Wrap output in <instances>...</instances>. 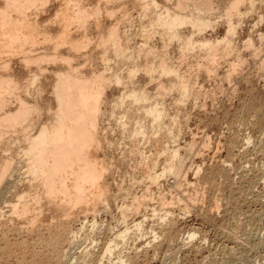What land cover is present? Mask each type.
<instances>
[{
  "label": "bare ground",
  "instance_id": "1",
  "mask_svg": "<svg viewBox=\"0 0 264 264\" xmlns=\"http://www.w3.org/2000/svg\"><path fill=\"white\" fill-rule=\"evenodd\" d=\"M263 3L0 0V258H15L18 264H106L107 260L139 264L164 241L177 242L181 233L173 208L181 201L174 206L180 195L175 197L173 190L196 185L186 184L187 176L178 181L185 162L179 142L184 122H190L184 107L187 103L197 107L204 92L208 97L207 90L198 91L203 85L197 90L201 76L220 81L225 64L229 69L222 80L230 83L243 70L248 63L243 50L253 51L256 45L253 36L242 46L239 40L247 20ZM258 36L264 43V34ZM189 59L197 65L183 71L181 64ZM250 92L254 96V89ZM244 109L250 118H264L262 103L249 100ZM240 117L228 125L231 132L238 125L242 128L245 118ZM115 131L119 141L112 140ZM233 138L237 143V133ZM244 138L248 144L253 141L251 135ZM114 148L131 163L128 185L111 179L115 161L104 155ZM201 172L197 168L196 175ZM211 177L205 183L209 187L200 193L204 202H212L211 210L219 212V191L216 195L212 189L220 176ZM165 184L171 191L163 189ZM141 186L138 196L135 190ZM195 189L197 196L203 190ZM168 194L171 209H165ZM195 196L190 193L192 201L199 200ZM114 205L119 214L114 216L119 223L115 224L125 226L119 232L113 221L98 220L102 211L112 213ZM186 205L182 207L188 215L191 209ZM149 208L153 222L159 221V231L153 225L149 230L153 240L145 243L148 247L137 248V241L132 252L124 253L132 241L147 238ZM142 213L144 219L130 226ZM196 236L190 232L188 239L194 241ZM83 241L92 247L72 254Z\"/></svg>",
  "mask_w": 264,
  "mask_h": 264
},
{
  "label": "rangeland",
  "instance_id": "2",
  "mask_svg": "<svg viewBox=\"0 0 264 264\" xmlns=\"http://www.w3.org/2000/svg\"><path fill=\"white\" fill-rule=\"evenodd\" d=\"M257 11L258 12L255 13L252 16V18L247 20V23H246L247 27L246 25H244L245 29L243 28L244 29L243 32L244 31L245 32L242 33V38L239 40L241 41L239 42V45L242 46L243 42L249 36H253L255 45H256V47L254 48L258 49V53L255 55L257 50H255L254 48H253V51L243 50L244 59H246L248 63L244 66L242 70L243 72L242 71L239 72L240 75L237 74L236 75L237 77L235 76L234 78H232V80L230 81L232 85H230L229 81L224 82L223 81L224 79L222 80V78H224L225 74L227 73V70L225 69L227 68L229 69V67L226 66L225 64L222 65V68L219 71V77L221 78V79L219 78L220 81H218V79L216 80L211 79L213 81L215 80L213 82L209 80L206 77V75L201 76L198 80L200 84L198 85L199 88L197 87V90L200 89V87L203 85L202 89L198 91L207 90L206 92L209 93V94L207 93L208 97L205 95L206 93L204 92V95H201V100L197 104V107L195 106L194 108V105L190 103H187L188 104L187 107H184L185 111H187V113L190 116V120H189L190 122H188V124L184 122V131H183V134L179 142V147L181 148V154L185 162L183 165L184 171L182 172L180 176L181 179H179L178 181L179 183L182 182L184 179V178L182 179V176L183 177L187 176V179L185 178L187 180L186 181L187 183L185 181L184 183L190 184V185L196 184L198 185V187H196L195 185L193 188V187H187V185H185L183 188H179L182 190V192L176 188L177 186L175 187L177 189L176 191L173 190V192H175L174 194L175 197H177V195H180V196H178L179 199H177V201H175L174 199L175 202L174 201L172 202H174V206L177 204V202L178 203L180 201L183 203L185 202L184 204L180 202V204L182 205L177 204V205H180L181 207L180 206L176 207L177 206L176 205L175 208H173L172 207L173 204L172 205L170 204V201H171L170 198H172V195L171 197H170V194L167 195L166 201L169 204H167V207L165 209H171V208L174 209L175 214H176V219L178 221L177 229L178 231L180 230L181 234H178L179 236L177 238V242L172 244L167 241H164V243L161 245V247L157 249V251L149 247V250L151 249L150 253L146 256L144 260H141L139 264H166V263L169 264L170 262L171 263L174 262V260L177 258H178L177 262L176 263L174 262L173 264H264V166H263L264 165V121H261L264 118H262L261 116L250 118V116L244 113L245 102L249 100L256 101L257 103H262L264 105V67L263 65L262 66L260 65L261 64L260 62L264 60V43H262L258 38L259 34L261 33L264 34V24L263 22L260 23L259 21L260 16L261 18H263L262 21H264V3L263 5L258 6ZM50 17L51 16H49V18ZM254 22H257V23H254ZM255 24L257 28L252 27V26H255ZM249 27L254 28L253 33L249 31L248 29ZM259 46L261 50H259L260 49ZM174 54L175 56H178L179 51L175 49ZM252 54L255 55L257 58L253 56ZM252 56L256 58V60ZM232 59H235V58H232ZM190 60L191 59L188 60L189 63L188 62L184 63L183 64L184 66H182L181 64L183 71L188 69V67H194V65L195 66L197 65L195 64L196 61H192V60L190 61ZM262 69L263 71H261ZM242 73H244L245 75ZM257 73L258 75H256ZM242 75L244 76V78ZM247 80L249 81L251 80L249 84L247 83ZM143 82L145 81L143 80ZM219 88H223V89L219 92L218 91ZM250 89L251 90L254 89V96L252 97L249 95L251 93ZM216 90L217 92L214 93V91ZM212 93L213 95L211 96ZM214 94L216 96H214ZM204 96H206V99L204 98ZM213 99L215 100L213 101ZM202 108L205 110H203ZM240 116H242V118L243 117L245 118V122L242 124V126L240 125L242 128H240L238 125V127L234 128L231 132L229 126H230L232 119L236 117L237 119L241 118ZM258 120L261 121V124H258V122H260ZM251 122H252V126H249ZM253 124L254 125L258 124V125L253 127ZM247 125L249 127H247ZM236 133L238 135V138L236 139L237 143L234 142L233 140L234 139L233 137ZM247 134L251 135L253 141L250 143L253 144V146L250 143L248 144V141L245 142L246 139L244 137H246ZM205 136H206V139H205ZM208 136L210 140H208L209 139ZM111 137H112V140L119 141L120 136H119V133L117 134V132L115 131V134H113V136L111 134ZM261 138L262 140H260ZM207 140L210 142L208 143ZM204 141H205L204 145L206 147L203 145ZM233 142L236 147L233 146ZM193 143L194 144L196 143L195 146ZM191 145L196 147L195 150H191V149H194V147ZM228 145H230L231 147ZM259 145L260 147H258ZM245 146H248V147L246 148ZM253 147L256 149H254ZM202 148H205V150ZM240 149L242 152H240ZM229 153H230V156H229ZM191 155H193V157ZM104 156L107 159H110L111 161H115L114 163L116 165V169L111 178L113 182L121 183L122 180H125L126 185H128L129 181L127 179L130 178L129 173L132 172V167H131V163L129 162V160L123 161L122 158L120 157V152L118 151L117 148L107 149ZM190 157L192 159H189ZM228 157L230 158L228 159ZM188 159L189 161H187ZM189 167L190 169L191 168L192 169L191 170L189 169L187 171ZM199 167L201 168L202 172L200 176L198 177L196 175V170ZM185 171L187 173H185L186 175H183ZM214 173H217L221 177L217 179L216 185L212 189V193L216 195H217V192L219 191L217 195L221 198V199L218 198L220 200L218 201V203L220 202L219 204L221 206L219 212H217V210L215 209H213L214 211L211 210L212 202L209 199L205 200L204 202L203 198L201 197L202 191H204L207 187H209V185L206 186L205 183H208L207 180L212 178L211 175H213ZM195 175L197 176V178H195L196 177ZM171 182H173V180ZM166 185L167 184H165V187L163 189L169 190V188ZM203 187L205 189H203ZM195 188L198 189L197 191H199L200 188L203 189L199 191V193L200 192L201 193L198 194V196H197L198 192L194 193V191L196 190ZM218 188L220 189L218 190ZM114 190H115V187H114ZM142 190H143V186H141V188L139 187L136 188L135 191L138 194V196H140L141 194L140 192H142ZM156 190H157L156 187L153 188V192L154 191L156 192ZM184 192L186 193L188 192L187 196L185 195L186 193L184 194ZM190 193L193 196H195L194 194H196L195 198H198L199 200L192 201L191 199L192 196L190 197ZM183 194L185 196H182ZM228 197L233 198L231 203L227 199ZM188 198H189V201L187 200ZM190 201H192V203H195V204L191 205V203H189ZM185 204L187 205L189 204L190 206V207L188 206V208L191 209L188 214L189 216L187 215V213H184L183 207L185 206ZM152 205L157 206V207L160 206V204H156V203H152ZM168 205L169 206L171 205V207L168 208L169 207ZM112 209H113L112 213H106V212L103 213L102 211L98 219L99 222L103 220L102 222L111 223L113 221L111 224L115 226L116 225L115 223H118L117 221H115V217H117L119 214L115 213L117 212L115 205L112 206ZM143 214L145 213L140 214L135 219H133V221L131 220V223H129V225L132 226L133 223H135V221L136 222H139L140 220L142 221L144 217L141 215ZM146 214L147 216H149V218H152V220L150 219L149 222H147V225L145 226L146 231H148V234L146 235L147 238H145V240H143L144 239L143 238L142 240L132 241L131 246H128L127 250L123 251L124 253L132 252L130 250L133 248L132 247L134 245L133 243H136L137 241L138 242L136 243V247L141 248L142 246L146 247L147 246L146 244H148V242L153 240L151 235H149V232L151 231V227H153V225L154 227H157L160 224H157L159 223V221L157 223L155 222L156 223V226H155V223L153 222L154 217L152 214V208H149V211H147ZM156 217L158 218V216ZM121 226L122 225L115 226L117 227V230H116L117 232L124 230L125 226L124 225L122 227ZM237 227L241 228V230L239 231V234H237L234 231L235 229H237ZM157 229L159 231L158 227ZM256 230L257 232H255ZM188 232L197 233V236L194 239V241H191L188 239L189 237ZM179 240L182 241L181 244ZM204 240L206 241L204 242ZM85 244L86 246L84 247ZM168 244H172L174 247L172 245L169 246ZM78 247L79 248L76 247L77 249L75 248L74 250H72V254H76L77 251H78L77 254L83 253L86 250V248H89V247L91 248L92 246L90 245V243L88 244L86 241H83L80 243ZM234 255L236 256V258ZM0 259H1L0 264H9L10 262L11 264H18L15 258L10 259V258L2 257ZM165 259L167 261H165ZM170 259H172V261ZM2 261L4 262L2 263ZM108 262H109L108 260L105 261L106 264H109Z\"/></svg>",
  "mask_w": 264,
  "mask_h": 264
}]
</instances>
